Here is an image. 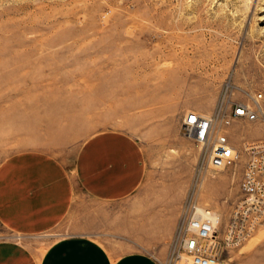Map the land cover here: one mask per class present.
Segmentation results:
<instances>
[{
    "label": "rangeland",
    "instance_id": "374dc122",
    "mask_svg": "<svg viewBox=\"0 0 264 264\" xmlns=\"http://www.w3.org/2000/svg\"><path fill=\"white\" fill-rule=\"evenodd\" d=\"M237 104L257 117L223 129L241 153L226 170H207L176 120L145 135L160 110L208 117ZM113 129L147 153L142 186L112 204L75 192L67 218L26 244L39 256L76 234L187 264L175 237L187 205L215 212L223 231L240 197L243 144L264 140V0H0V162L38 149L71 168L82 142ZM11 238L0 226V241ZM223 258L264 264V226Z\"/></svg>",
    "mask_w": 264,
    "mask_h": 264
},
{
    "label": "crops",
    "instance_id": "0c3cea01",
    "mask_svg": "<svg viewBox=\"0 0 264 264\" xmlns=\"http://www.w3.org/2000/svg\"><path fill=\"white\" fill-rule=\"evenodd\" d=\"M182 107L172 112V118L160 110L145 135L159 133L176 120V135L182 136L179 122L188 114H183ZM147 165L141 143L132 134L115 129L97 132L82 142L71 168L55 154L38 149L2 159L0 226L13 238L0 241V264H157L143 252L113 253L76 234L52 241L39 256L25 242L65 220L75 192L96 203L129 200L142 186Z\"/></svg>",
    "mask_w": 264,
    "mask_h": 264
},
{
    "label": "built area",
    "instance_id": "2783aa9c",
    "mask_svg": "<svg viewBox=\"0 0 264 264\" xmlns=\"http://www.w3.org/2000/svg\"><path fill=\"white\" fill-rule=\"evenodd\" d=\"M231 109L227 114L219 108L208 117L192 111L180 123L185 136L205 151V167L209 171L231 168L241 158L223 129L233 120H256L257 108L237 104ZM242 150L246 161L238 186L240 197L232 206L223 231L219 232L221 221L215 212L188 204L187 214L175 236L177 260L181 261L183 254L189 257L187 264H225L224 252L241 246L264 226V140L244 143Z\"/></svg>",
    "mask_w": 264,
    "mask_h": 264
},
{
    "label": "bare ground",
    "instance_id": "6f19581e",
    "mask_svg": "<svg viewBox=\"0 0 264 264\" xmlns=\"http://www.w3.org/2000/svg\"><path fill=\"white\" fill-rule=\"evenodd\" d=\"M182 258H183V256H182ZM182 258H181V262H182Z\"/></svg>",
    "mask_w": 264,
    "mask_h": 264
}]
</instances>
